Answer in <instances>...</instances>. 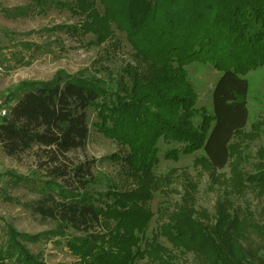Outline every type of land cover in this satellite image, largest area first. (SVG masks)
Here are the masks:
<instances>
[{"label": "trees", "instance_id": "trees-1", "mask_svg": "<svg viewBox=\"0 0 264 264\" xmlns=\"http://www.w3.org/2000/svg\"><path fill=\"white\" fill-rule=\"evenodd\" d=\"M27 1L2 11L9 18L67 11L79 23L54 30L78 39L92 35L94 46L124 31L138 62L126 66L127 78L110 74L103 81L60 71L47 82H21L7 96L15 104L0 125V145L13 160L31 156L35 168L28 176L10 174L9 183L42 194L35 209L58 223L52 235L66 238L80 264H135L147 257L177 264L163 254L167 250L156 244L157 236L145 249L140 246L153 218L149 204L177 172L156 176L161 143L168 160L198 154L195 166L211 174L229 167L230 176L213 214L197 211L188 192L176 211L163 216L157 235L180 253L193 254L194 264H264V211L256 220L232 199L251 190L264 200V147L249 174L241 144L234 143L257 140L264 131L263 120L252 133L244 132L249 122L244 75L264 66V0ZM194 62L220 72L212 111L204 110L201 119L199 95L185 69ZM91 109L98 130L130 149L118 159L133 189L112 186L94 193L95 160L69 157L87 146ZM4 225L0 264H45L27 245L38 237Z\"/></svg>", "mask_w": 264, "mask_h": 264}, {"label": "rangeland", "instance_id": "rangeland-1", "mask_svg": "<svg viewBox=\"0 0 264 264\" xmlns=\"http://www.w3.org/2000/svg\"><path fill=\"white\" fill-rule=\"evenodd\" d=\"M27 0H0V98L7 100L10 91L24 81L47 82L62 71L66 74L85 73L86 76L108 80L123 75L128 64H138L134 57V50L124 31L115 30V37L99 46L92 45V35L78 39L71 37L65 31H55L57 26L77 25L79 17L67 11L51 10L46 15H32L28 17L9 18L3 9L25 6ZM114 44H117L114 45ZM190 81L195 86L199 98L196 107L200 110L199 119L212 111V92L219 79L220 72L212 64L194 62L185 67ZM249 82L248 109L249 122L245 134L253 131V125L264 120V66L244 75ZM7 103V101H6ZM14 102L7 103L12 108ZM89 139L84 150H77L69 154L76 162L95 160L93 174L96 183L94 193L105 194L112 186L121 191L133 189L134 183L127 179L123 171V163L119 157L126 156L130 149L120 142L109 138L96 127L98 122L95 110H89ZM241 144L239 152L246 158L243 164L244 172H255L257 153L264 147V131L259 139L254 141H234ZM160 161L154 172L156 176H166L171 170L177 172L172 177L169 187L154 194L149 204L153 214L144 240L140 246L145 249V242H153L165 248L168 257H173L177 264H194L193 254H182L163 236H158L159 226L166 222L167 213L176 211L183 204L186 193H191L192 205L197 211L213 214L216 205L223 200L227 187L224 184L230 176V168L226 167L215 174L195 166L198 154L182 156L173 161L165 158L167 149L160 143ZM115 157V158H114ZM35 170L31 156H24L16 161L3 152L0 145V244L4 242V221L11 223L15 229L31 237H38L36 242L27 243L29 250L45 264H80L79 259L67 246L66 238L52 235L57 231L56 221L43 218L36 206L43 199L41 193L33 192L21 186L10 184V174L28 176ZM194 188H191V186ZM10 198V199H7ZM235 205L243 208L245 213L251 212L255 219H259L264 211V200L253 191L248 190L243 196L232 198ZM161 217L163 220H161ZM70 236L75 234L68 232ZM79 237L81 234H76ZM135 264H159L151 258L138 259Z\"/></svg>", "mask_w": 264, "mask_h": 264}, {"label": "built area", "instance_id": "built-area-1", "mask_svg": "<svg viewBox=\"0 0 264 264\" xmlns=\"http://www.w3.org/2000/svg\"><path fill=\"white\" fill-rule=\"evenodd\" d=\"M3 69L0 66V75L2 74ZM11 108L7 106V103L4 99L0 98V125L2 122L9 117Z\"/></svg>", "mask_w": 264, "mask_h": 264}]
</instances>
